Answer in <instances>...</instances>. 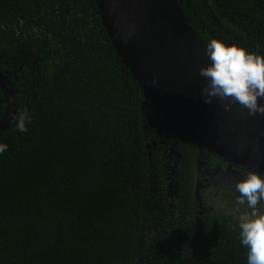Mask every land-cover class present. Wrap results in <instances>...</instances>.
Wrapping results in <instances>:
<instances>
[{"label": "trees", "instance_id": "16d2710c", "mask_svg": "<svg viewBox=\"0 0 264 264\" xmlns=\"http://www.w3.org/2000/svg\"><path fill=\"white\" fill-rule=\"evenodd\" d=\"M176 2L206 42L263 55L264 0ZM0 71L17 113L32 116L27 132L0 134V264H186L185 241L176 249L163 231L140 144L146 99L95 1L0 0ZM179 172L181 227L191 204ZM215 217L196 264H245L236 222Z\"/></svg>", "mask_w": 264, "mask_h": 264}, {"label": "water", "instance_id": "95a60500", "mask_svg": "<svg viewBox=\"0 0 264 264\" xmlns=\"http://www.w3.org/2000/svg\"><path fill=\"white\" fill-rule=\"evenodd\" d=\"M94 1L116 54L161 118L225 161L264 175V115L250 116L238 103L225 111L227 100L203 103L199 68L210 63L206 41L176 0ZM0 92L5 102L1 134L18 111L15 91L1 71Z\"/></svg>", "mask_w": 264, "mask_h": 264}, {"label": "flooded vegetation", "instance_id": "af4514ba", "mask_svg": "<svg viewBox=\"0 0 264 264\" xmlns=\"http://www.w3.org/2000/svg\"><path fill=\"white\" fill-rule=\"evenodd\" d=\"M145 101L146 105L142 103L145 109L142 113L140 144L150 161L148 168L154 172L153 184L159 187L157 204L162 207L160 209L164 215L163 231L176 249L184 240L186 264H196V259L204 257L201 248L213 244L207 242V236L208 231H214L215 215L236 222L234 199L237 193L234 184L250 171L225 161L193 142L169 126L147 99ZM181 165L189 178L186 190L191 204V218L181 223L180 227L177 206L181 192ZM198 192H202V197ZM219 204L228 207V215L218 212Z\"/></svg>", "mask_w": 264, "mask_h": 264}, {"label": "clouds", "instance_id": "9594fccd", "mask_svg": "<svg viewBox=\"0 0 264 264\" xmlns=\"http://www.w3.org/2000/svg\"><path fill=\"white\" fill-rule=\"evenodd\" d=\"M205 55L210 63L199 68L205 80L200 93L203 103L210 104L213 98L227 100L225 111L238 103L250 116L264 115V103L259 102L264 101V56L218 39L205 43ZM11 120L15 130L24 133L32 116L23 111L13 114ZM7 151L8 145L0 142V154ZM234 191L237 235L246 250L245 264H264V175L246 173L234 184Z\"/></svg>", "mask_w": 264, "mask_h": 264}, {"label": "rangeland", "instance_id": "374dc122", "mask_svg": "<svg viewBox=\"0 0 264 264\" xmlns=\"http://www.w3.org/2000/svg\"><path fill=\"white\" fill-rule=\"evenodd\" d=\"M144 104H145V102H144ZM198 195L200 197H202V192H198ZM217 210H218L219 213H222V214L224 213L225 215H228V213H227L228 207L226 205H221V204L217 205ZM235 217H236V215H235Z\"/></svg>", "mask_w": 264, "mask_h": 264}]
</instances>
